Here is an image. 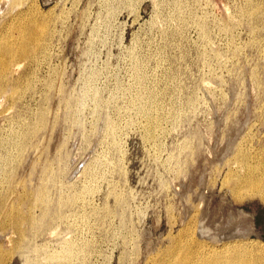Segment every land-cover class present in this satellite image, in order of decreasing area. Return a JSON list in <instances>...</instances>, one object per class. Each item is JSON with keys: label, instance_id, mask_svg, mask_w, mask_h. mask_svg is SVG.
<instances>
[{"label": "rangeland", "instance_id": "rangeland-1", "mask_svg": "<svg viewBox=\"0 0 264 264\" xmlns=\"http://www.w3.org/2000/svg\"><path fill=\"white\" fill-rule=\"evenodd\" d=\"M0 36V264H162L251 217L195 256L264 264V182L237 189L235 159L264 181V0H3Z\"/></svg>", "mask_w": 264, "mask_h": 264}, {"label": "bare ground", "instance_id": "bare-ground-1", "mask_svg": "<svg viewBox=\"0 0 264 264\" xmlns=\"http://www.w3.org/2000/svg\"><path fill=\"white\" fill-rule=\"evenodd\" d=\"M1 1H3V0H0V6H1ZM248 17L253 21H257L258 13H257L256 9L250 10V12L248 13ZM23 26H24V28L21 30L20 34H16L14 32L15 35L20 40V47H19L20 54H26L28 49H30V48H32V49L37 48V45H38L37 42H38V36H39L38 33L35 30H33L31 24L23 23ZM32 30H33V32H32ZM5 43H6L5 37L0 36V68H2L1 71H4L6 69L5 68L6 61L10 60L11 57H13V55H12L13 50H11V48L9 46H7ZM5 91H6L5 85L0 83V95L4 94ZM41 120H43V118ZM235 159H236V163H239V164L242 163L241 167H243V169L245 170V174L243 175V178H240L237 181L236 188L241 189V187H247V189L249 188L251 191H253L252 193H254V192L262 193V192L258 191L259 190V184L264 182L259 177V175L257 173V169H259V167L254 166V165H250L249 163H247L246 155L243 153V151H237ZM259 196H264V195L260 194ZM39 200L40 199H37V202ZM2 214H3L2 215L3 218H7L8 215H11V211H9L6 207H4ZM238 216H239V217H237L238 219L242 218L241 215H238ZM251 218H253V217H251ZM251 218H250V222H251ZM234 220H235V218H234ZM246 220H248V218ZM1 221L3 222V220H1ZM248 221L245 222V220H243V221L240 220V222H236V225H237V223H240V225L237 226L238 228H235L232 230L230 229L229 231L226 230V229H228L227 227H224L222 230L220 229L221 231L220 230L218 231L220 233H218V235H216V236H214L213 234L210 235L206 230H202L200 228L195 229V227L190 225L188 227V229H189V232H190V230H191V232L190 233L188 232L187 235L184 236L185 241L183 239L180 243L173 245L172 247H168L166 250L168 257L162 262V264H252V260H251L250 256L247 255V253H245V252L235 253L234 254L235 256H232V255L225 256L224 255V257H221L219 255H215V254H211L208 256L204 255L205 257L203 256L201 258H198V256H195V254H198V253L205 254V253L212 252L213 251L211 249L212 244H221V245L224 244V245H222V247H225L228 242L238 243L239 241L247 240L248 234L250 232H252V230L250 228L251 226L249 225L251 223ZM221 223H222V221H221ZM227 224L229 225V220H228ZM233 224H235V223L233 222ZM14 225L18 226L16 223H14ZM241 225H243V226H241ZM190 227H192V228H190ZM216 227H218V225ZM233 227H234V225H233ZM185 232H187V231H185ZM214 232H215V230H214ZM261 235L258 234V236L260 238H261ZM241 250H243V249H241ZM69 251H71L70 248H69ZM182 252H183V254H182ZM192 259H196V261L190 262ZM1 261H3V257H0V262Z\"/></svg>", "mask_w": 264, "mask_h": 264}, {"label": "water", "instance_id": "water-1", "mask_svg": "<svg viewBox=\"0 0 264 264\" xmlns=\"http://www.w3.org/2000/svg\"><path fill=\"white\" fill-rule=\"evenodd\" d=\"M261 239L264 241V232L261 235Z\"/></svg>", "mask_w": 264, "mask_h": 264}]
</instances>
